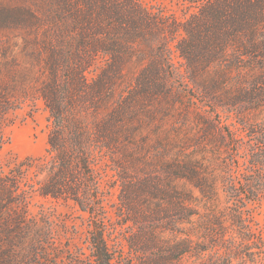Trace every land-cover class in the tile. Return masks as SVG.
I'll return each instance as SVG.
<instances>
[{"label": "trees", "instance_id": "1", "mask_svg": "<svg viewBox=\"0 0 264 264\" xmlns=\"http://www.w3.org/2000/svg\"><path fill=\"white\" fill-rule=\"evenodd\" d=\"M188 1L180 20L139 0H0V150L9 111L41 99L51 118L41 178L0 172V264L48 260L25 242L31 191L89 212L88 264H115L103 164L135 226L122 261L264 264L246 208L264 197V0Z\"/></svg>", "mask_w": 264, "mask_h": 264}, {"label": "rangeland", "instance_id": "2", "mask_svg": "<svg viewBox=\"0 0 264 264\" xmlns=\"http://www.w3.org/2000/svg\"><path fill=\"white\" fill-rule=\"evenodd\" d=\"M151 9L161 8L167 13L184 20L194 6L188 0H139ZM177 66L183 63L178 52H173ZM97 72L90 71L89 79ZM2 127L5 142L0 150V172L10 171L32 163L27 168L31 183L37 179L35 173L41 162L47 158L48 133L51 118L44 102L39 99L19 109L9 111ZM230 127L241 137L246 131L235 119L227 120ZM25 168V166L23 167ZM102 187L105 191V209L107 233L106 239L115 256V264H128L122 261V248L128 252L126 238L134 228L133 223L122 221V176L112 166H99ZM28 205L29 229L26 243H43L48 260L38 259L31 264H88L91 260L90 233L92 217L89 212L81 210L73 201L44 197L31 191ZM225 197L221 192L218 208L225 206ZM252 216L253 229L264 233V197L260 201L250 202L246 207ZM131 226V227H130ZM134 255V254H133ZM127 254V256H133ZM131 263V262H130ZM134 264L137 263L135 259ZM132 263V264H133Z\"/></svg>", "mask_w": 264, "mask_h": 264}]
</instances>
